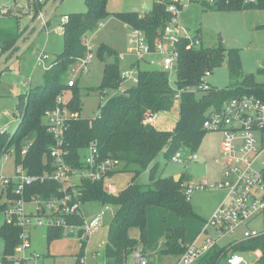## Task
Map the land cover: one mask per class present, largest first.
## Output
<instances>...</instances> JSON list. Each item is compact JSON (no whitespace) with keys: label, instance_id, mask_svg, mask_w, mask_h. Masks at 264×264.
Returning a JSON list of instances; mask_svg holds the SVG:
<instances>
[{"label":"trees","instance_id":"trees-1","mask_svg":"<svg viewBox=\"0 0 264 264\" xmlns=\"http://www.w3.org/2000/svg\"><path fill=\"white\" fill-rule=\"evenodd\" d=\"M38 0H31L33 9L37 12ZM87 10L71 13L69 21L63 25L64 50L58 54L53 65L44 69V82L34 86L28 81V91L20 94L17 116L20 123L14 133L0 131V154L14 150L16 162H23L29 173L42 175L52 173L56 166L50 151L55 145V137L44 123L47 110L57 106L59 97L67 89H72L73 95L67 101L78 117L68 122L65 132V146L70 151L68 161L79 166L82 151L91 143H96L102 157L114 156L123 164L111 171L110 175L124 170L133 171L132 182L117 196L105 188L104 181L83 180L80 197L83 203L90 201L102 202L105 205L116 206V212L110 222L108 244L106 247L105 264H128L132 253L138 249L139 240L131 236L134 228L146 231L148 209L162 206L168 212L186 218L195 215L190 203V197L185 192L188 179L185 174L176 180L173 176H158L159 165L154 163L156 155L166 148L165 156L172 157L181 147L196 151L202 145L207 133L203 127L206 111L210 108H220L227 101L244 94H254L264 100V84L256 81L253 74L243 78L242 85L232 90L214 89L206 91L202 96L188 89L199 85L206 72L229 65L232 77H240L242 65L240 51L237 48L217 49L190 47L189 40L184 39L178 44L180 51L179 69L176 84L182 89V96L176 99L177 90L170 83V75L164 69H149L138 71V82L126 93L113 95L104 105L100 106L99 115L95 118L81 117V95L77 80L74 86L68 82L72 78L69 73L74 71L76 64L89 53V36L96 31L103 19L110 16L109 0H85ZM218 10H242L247 8L264 9V0H256L245 4L243 0H218L212 6ZM125 23L142 29L152 50L161 40L168 13L165 6L156 0L151 10L146 12L131 11L117 13ZM201 34V32H197ZM21 33H4L0 38V46L5 52L17 42ZM99 54L106 57L103 81L94 90L100 94L106 90H116L122 84L119 52L110 45L102 44ZM112 58V59H109ZM139 61L134 63L138 64ZM263 72L264 68H260ZM30 82V83H29ZM177 109L172 124L164 125V112ZM162 113V114H161ZM32 141L28 153L22 150ZM111 151V152H109ZM134 166L136 168H131ZM149 169L150 182H136L138 174ZM61 185L54 180L37 181L26 192V198L32 195L44 199L60 194ZM2 195L0 194V198ZM1 209V207H0ZM19 229L6 223L1 235L6 241V254H12L17 243ZM48 237L62 236L61 229H48ZM186 231L184 227L172 230L167 237L166 252L180 256L184 252ZM86 245V243H85ZM228 247L218 246L210 251L203 264H217L222 256H226ZM234 252H249L260 250L264 255V241L258 238L234 242L231 246Z\"/></svg>","mask_w":264,"mask_h":264},{"label":"rangeland","instance_id":"rangeland-1","mask_svg":"<svg viewBox=\"0 0 264 264\" xmlns=\"http://www.w3.org/2000/svg\"><path fill=\"white\" fill-rule=\"evenodd\" d=\"M28 1V0H27ZM30 1V0H29ZM156 0H109L108 11L110 16L103 19L99 28L89 37V48L92 58L87 65V71H73L70 77H75L80 88L82 109L81 117L95 118L99 115L100 106L106 104L113 94H121V90L126 87H135L139 70L163 69V55L159 53H149L138 64V57L131 52L132 45L129 42L130 26H126L117 13L140 11L146 12V8L151 10ZM30 13L25 16L22 24L28 18L35 16L36 11L32 8ZM22 10L25 7L21 8ZM87 10L85 0H61L56 17L50 23L49 34L43 33L40 38L31 43L25 54L16 60L0 76V131L3 129L7 133H14L17 129L20 118L17 116L19 96L28 91L25 81L32 79L34 86H40L44 82V68L36 65L38 53L45 50L49 53L52 60L64 50V38L62 14L84 12ZM148 10V11H149ZM242 10H218L212 6L202 4H192L181 14V23L190 33L201 32L203 45L211 50L223 47L226 49L237 48L240 51L242 73L240 77H232L229 65L225 62L222 66L215 68L212 73L204 78L214 89L232 90L242 85L246 75L253 74L257 82L264 83V71L260 67L264 66V37L261 30L249 28L246 25ZM18 24L15 19H0V32L10 29L17 32ZM102 44L110 45L119 51L120 71L134 72V79H124L122 85L116 90L108 89L105 94H100L94 88L99 87L103 81L104 68L107 58L99 54ZM112 59V58H109ZM78 68L79 64L73 66ZM263 68V67H262ZM197 96H202L204 92L198 91L193 87ZM73 95L72 89H67L62 98L68 101ZM177 109L164 112V125L172 124ZM162 114V113H161ZM225 135L222 131H209L196 151L187 147H181L179 152L181 158L174 161L172 157H166V148L161 150L155 157L154 163L159 165L158 176L169 177L181 176L185 174L188 182L194 184L195 189L190 194V203L195 215L186 218L180 217L175 213L168 212L162 206H153L148 209L146 231L134 228L131 236L139 240V247L143 248L144 253L153 255L151 264H173L178 256L166 252V241L168 234L179 227H184L186 231L185 243L195 240L202 231L204 223L210 220L218 207L224 203L229 195L227 188L216 185L219 181H230L233 176L226 175V168L223 163L227 159L223 155ZM111 152V151H109ZM86 152L82 151V155ZM198 154V159H193V154ZM220 160L217 161L216 159ZM123 164V166H121ZM121 167L126 164L121 163ZM257 166H264V154L257 160ZM131 168H136L130 166ZM15 174V156H3L0 154V176H10ZM133 171H121L114 177H109L106 184L115 183L118 188V196L133 180ZM80 177L76 181H80ZM136 182L147 184L150 182L149 169L142 170ZM203 185V186H202ZM36 203H29L27 210L36 211ZM82 209L86 218L90 219L94 214L105 210V204L97 201H90L83 204ZM116 212V206H108L104 215L105 224L93 236L90 242L85 243L78 239L76 234L62 235L59 237H48V228L45 225L33 226L32 245L33 250L41 256L42 264H76L78 257L86 255V264H105L106 241L109 236L110 222ZM6 216L0 212V255L6 250V241L1 235V230L6 225ZM45 221V219H43ZM247 229H255L261 233L260 239H264V211L253 216L247 222L236 227L234 232H227L219 241L220 246H229L236 241L244 239V232ZM69 231H67L68 233ZM208 233L217 236L214 227L208 229ZM103 244V246H100ZM248 260L255 264H264L263 258H259L255 253L241 252ZM99 253L98 257L95 254ZM128 264H133L132 255L128 259ZM219 264H229L226 259H222Z\"/></svg>","mask_w":264,"mask_h":264},{"label":"built area","instance_id":"built-area-1","mask_svg":"<svg viewBox=\"0 0 264 264\" xmlns=\"http://www.w3.org/2000/svg\"><path fill=\"white\" fill-rule=\"evenodd\" d=\"M60 1H37L39 8L32 23L21 33L16 44L5 52L2 48L0 49V76L10 68L14 60L19 58L34 38L44 31L49 32L50 22L56 14ZM157 1L165 6L168 19L156 48L152 50L145 32L134 26H131L128 40L132 45L131 52L138 57V61L144 59L149 53L163 55V69L169 73L170 83L177 90L176 99L180 100L183 90L176 84L180 60L178 44L184 39L189 40V46L193 48L203 44L201 34L190 33L182 25L181 14L192 4L198 3L211 7L216 5L218 0ZM243 1L245 4L256 2V0ZM69 18V15H64L61 19L62 25L67 23ZM91 58L92 54L89 50L88 55L79 61V67L74 71H87ZM36 65L49 69L53 65V60L49 53L42 50L36 57ZM210 74V71L206 72L202 82L195 86L198 91L212 90L211 85L204 81V78ZM121 77L122 82L124 79H134V72H123ZM135 80L138 82V77ZM75 82V77H72L68 85L74 86ZM128 89L129 87L124 88L121 93H126ZM188 90L195 92L193 88ZM78 116L79 113L73 112L61 96L57 106L47 110L45 114L44 123L56 142L50 151L56 166L52 173L32 175L23 162L18 163L15 160V174L0 176V194L2 195L0 212L5 214L7 224L19 229L13 253L0 255V264H42L41 256L33 250L31 231L33 226L45 225L48 229H61L62 235L76 234L79 240L88 243L104 225V215L110 205H105V210L94 214L92 218H86L82 209L84 203L80 197L82 193L80 186L85 179L94 182L104 181L105 188L113 193V184H106V180L112 177L111 171L117 169L122 161L114 156L102 157L95 142L84 149L86 153L80 160L82 164L75 166L68 161L70 151L65 146V132L68 129V122ZM203 127L208 131L224 133L223 155L227 159L223 165L226 168V175L233 178L230 181L222 180L216 183L217 186L229 190L227 200L218 207L213 217L204 223L202 231L195 240L185 243L184 252L173 264H203L204 257L220 246L219 241L227 232H234L240 224L264 211V166H257V160L264 154V100L254 94H244L227 101L220 108L212 107L206 111ZM3 132L7 131L3 130ZM31 145L32 141H29L24 146L23 155L28 153ZM9 155L16 157L14 150L3 154V156ZM198 157L197 153L193 154L194 160ZM180 158L179 151L172 156L174 161ZM77 177L81 178L79 182L76 181ZM46 179L54 180L61 185L60 194H54L48 199L32 195L30 199H27L28 187ZM194 189L195 186L191 182L185 185V192L189 197ZM29 203H36L35 212L26 209ZM210 227L216 229L217 236L208 233ZM260 235L261 233L255 229H247L243 240L258 238ZM107 244L108 240L106 247ZM232 245L225 246L228 247L227 255L222 256L217 264L222 259H226L229 264H255L243 254L232 251L230 249ZM98 255L99 253H96L95 257ZM153 259L154 256L144 253L142 247L132 253L133 264H151ZM76 264H86V255L78 257Z\"/></svg>","mask_w":264,"mask_h":264},{"label":"crops","instance_id":"crops-1","mask_svg":"<svg viewBox=\"0 0 264 264\" xmlns=\"http://www.w3.org/2000/svg\"><path fill=\"white\" fill-rule=\"evenodd\" d=\"M31 3V0L27 1V0H0V19L1 20H6V19H15L16 20V23L18 24V28H17V32H14L13 34H17L18 32L22 33L25 28L30 25L32 23V20L34 18V16L30 19V17L28 18V20L22 24V21L24 20L25 16L32 13V10H31V13H30V6L29 4ZM32 6V4H31ZM25 7L24 10H22L21 8ZM33 8V7H32ZM137 11V10H136ZM64 15H70V14H62L60 16V19H62V17ZM244 17H245V20H246V25L249 27V28H254V29H260L261 32H262V37H264V9H259V8H247V9H244ZM56 17V14L54 15L53 19ZM53 19L51 20V22L53 21ZM62 21V20H61ZM50 22V23H51ZM62 25V24H61ZM126 26H130L129 24L125 23ZM63 27V25H62ZM6 32H13L12 30L10 29H5L3 31L0 32V38L1 36L6 33ZM131 32V31H130ZM43 33H46L47 35L49 34V32H42L40 33L36 38H34V40H37L38 38H40V36L43 34ZM90 37V36H89ZM264 39V38H262ZM33 40V41H34ZM32 41V42H33ZM89 41V39H88ZM31 42V43H32ZM31 43L28 45V47L23 50V52L21 53V55L25 54V51L27 49L30 48L31 46ZM114 48V47H113ZM0 49H1V46H0ZM116 49V48H115ZM117 50V49H116ZM118 51V50H117ZM47 52V51H46ZM119 52V51H118ZM48 53V52H47ZM21 55L19 56V58L21 57ZM56 57V56H55ZM18 58V59H19ZM16 59V60H18ZM14 60L13 63L16 61ZM54 60V59H53ZM12 63V64H13ZM11 64V65H12ZM11 67V66H10ZM264 68V66H261ZM260 67V68H261ZM75 72V71H74ZM29 80L32 81V79L30 78ZM25 81V85H28V81ZM30 83V82H29ZM261 83V82H259ZM264 84V83H263ZM102 94H105V93H102ZM101 94V95H102ZM5 130V129H3ZM2 130V131H3ZM116 175V174H115ZM115 175H113L112 177H114ZM113 184V193L116 194L118 192V188H117V185L115 183H112ZM107 211V210H106ZM105 224V223H104ZM260 237V236H259ZM260 239V238H259ZM260 240H263L264 239H260ZM249 253H255L257 256L259 255V258L262 257V252L260 250H255V251H249Z\"/></svg>","mask_w":264,"mask_h":264},{"label":"water","instance_id":"water-1","mask_svg":"<svg viewBox=\"0 0 264 264\" xmlns=\"http://www.w3.org/2000/svg\"><path fill=\"white\" fill-rule=\"evenodd\" d=\"M146 10L148 11L149 9L148 8H146ZM176 180H179L180 179V176H176V178H175Z\"/></svg>","mask_w":264,"mask_h":264}]
</instances>
